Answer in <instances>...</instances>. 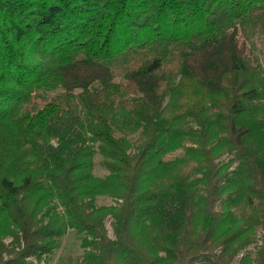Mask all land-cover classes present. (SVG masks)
Listing matches in <instances>:
<instances>
[{
    "label": "trees",
    "instance_id": "16d2710c",
    "mask_svg": "<svg viewBox=\"0 0 264 264\" xmlns=\"http://www.w3.org/2000/svg\"><path fill=\"white\" fill-rule=\"evenodd\" d=\"M256 35L264 0H0V264H264Z\"/></svg>",
    "mask_w": 264,
    "mask_h": 264
},
{
    "label": "rangeland",
    "instance_id": "374dc122",
    "mask_svg": "<svg viewBox=\"0 0 264 264\" xmlns=\"http://www.w3.org/2000/svg\"><path fill=\"white\" fill-rule=\"evenodd\" d=\"M253 44H254V52L256 56L258 57L259 63L262 66L263 73H264V56L262 54V50L264 47V40L260 36H255L253 38ZM141 56L139 57H131L129 59H119L113 66L112 70L114 74L116 75V81L121 80V74L127 69V68H134L136 65L139 64L141 61ZM54 96V93H46L43 95L44 100H49ZM183 154V150L179 149L173 153H170L166 159H174L175 157L181 156ZM99 156L94 157V166H93V174L96 177L103 178L106 175V172L102 169V167L99 165ZM98 204L101 205H110L112 204V201L107 198H99L97 201ZM245 208L244 203H239L234 209L233 212L235 216L239 214L243 209ZM106 228L108 230V234L111 236V228L109 221L106 223ZM251 248V247H250ZM82 254V247H81V236L77 235L75 232L71 230H67L64 236L60 239L58 249L45 260L43 264H66L68 262H72V260H76L79 258ZM236 264V262L234 263Z\"/></svg>",
    "mask_w": 264,
    "mask_h": 264
}]
</instances>
